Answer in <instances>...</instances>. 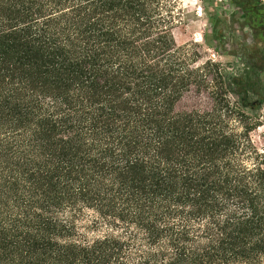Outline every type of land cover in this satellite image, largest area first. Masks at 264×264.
<instances>
[{"label":"trees","instance_id":"trees-1","mask_svg":"<svg viewBox=\"0 0 264 264\" xmlns=\"http://www.w3.org/2000/svg\"><path fill=\"white\" fill-rule=\"evenodd\" d=\"M174 1L0 0V264H264L263 160L222 101L258 73L177 109L206 81Z\"/></svg>","mask_w":264,"mask_h":264},{"label":"rangeland","instance_id":"rangeland-1","mask_svg":"<svg viewBox=\"0 0 264 264\" xmlns=\"http://www.w3.org/2000/svg\"><path fill=\"white\" fill-rule=\"evenodd\" d=\"M250 3L254 5L252 11L264 13V0ZM170 9L176 19L171 28L173 40L176 45L185 46L194 60L197 77L206 81L204 86L191 87L176 108L211 109L220 99L215 82L219 72L237 75L249 71L244 65L255 68L262 93L247 92L241 108H237L236 98L230 93L226 92L222 101L228 108L235 106L240 113L231 116L229 123L242 128V143H246L245 138L250 143L242 160L250 164L257 157L264 164V35L259 33L257 17H250V10L242 8L241 0H175ZM205 61L209 63L206 65ZM87 220L81 221V225L88 224ZM84 233L92 234L91 229Z\"/></svg>","mask_w":264,"mask_h":264},{"label":"flooded vegetation","instance_id":"flooded-vegetation-1","mask_svg":"<svg viewBox=\"0 0 264 264\" xmlns=\"http://www.w3.org/2000/svg\"><path fill=\"white\" fill-rule=\"evenodd\" d=\"M258 26H259V33H260L261 35H263L261 24L258 25ZM247 60H248V59H247ZM244 66H245V68H246L247 70H249L248 72H252L253 70H255V68H250V67H248L247 65H244ZM255 71H256V70H255Z\"/></svg>","mask_w":264,"mask_h":264}]
</instances>
